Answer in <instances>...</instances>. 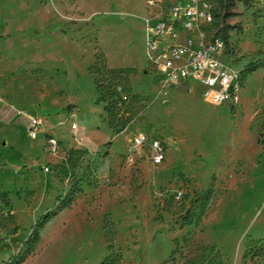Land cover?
I'll use <instances>...</instances> for the list:
<instances>
[{
    "label": "rangeland",
    "instance_id": "1",
    "mask_svg": "<svg viewBox=\"0 0 264 264\" xmlns=\"http://www.w3.org/2000/svg\"><path fill=\"white\" fill-rule=\"evenodd\" d=\"M148 2L0 0V264H264V0L228 21L236 107L162 88Z\"/></svg>",
    "mask_w": 264,
    "mask_h": 264
},
{
    "label": "built area",
    "instance_id": "2",
    "mask_svg": "<svg viewBox=\"0 0 264 264\" xmlns=\"http://www.w3.org/2000/svg\"><path fill=\"white\" fill-rule=\"evenodd\" d=\"M162 3L161 0H149L148 5L158 7ZM214 10V0L163 3L158 13L144 20L146 58L163 89L171 90L194 81L203 87L202 96L208 103L236 107L240 103L241 73L222 61L228 53V44L222 36L216 35L213 28ZM27 120L28 135L37 140L43 121L29 116ZM72 130L76 135L78 126L73 125ZM48 146L50 152L56 153L59 142L50 137ZM132 147L147 149L155 166L166 160V147L160 139L139 133L134 136Z\"/></svg>",
    "mask_w": 264,
    "mask_h": 264
},
{
    "label": "trees",
    "instance_id": "3",
    "mask_svg": "<svg viewBox=\"0 0 264 264\" xmlns=\"http://www.w3.org/2000/svg\"><path fill=\"white\" fill-rule=\"evenodd\" d=\"M241 2L245 5L249 4V0H214L215 3V23H214V30L216 35L222 36V38L226 41L229 45V33L231 30L234 29L228 21L236 16L234 12V8L236 3ZM259 65H252L247 68V71L255 70Z\"/></svg>",
    "mask_w": 264,
    "mask_h": 264
},
{
    "label": "crops",
    "instance_id": "4",
    "mask_svg": "<svg viewBox=\"0 0 264 264\" xmlns=\"http://www.w3.org/2000/svg\"><path fill=\"white\" fill-rule=\"evenodd\" d=\"M190 84L191 85H193V86H196L198 89H199V91H200V93H201V96H202V94H203V87H201L198 83H196V82H194V81H188V82H185V83H182L180 86H178V87H176V88H174V89H177V88H179V87H188V86H190ZM173 90V89H172ZM203 97V96H202Z\"/></svg>",
    "mask_w": 264,
    "mask_h": 264
}]
</instances>
